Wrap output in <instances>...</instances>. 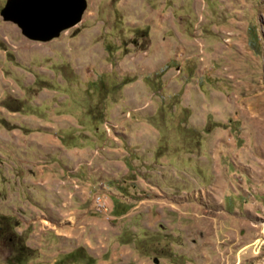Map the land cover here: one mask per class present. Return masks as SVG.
I'll return each instance as SVG.
<instances>
[{"label":"rangeland","instance_id":"374dc122","mask_svg":"<svg viewBox=\"0 0 264 264\" xmlns=\"http://www.w3.org/2000/svg\"><path fill=\"white\" fill-rule=\"evenodd\" d=\"M86 1L0 16V264H264V0Z\"/></svg>","mask_w":264,"mask_h":264},{"label":"water","instance_id":"95a60500","mask_svg":"<svg viewBox=\"0 0 264 264\" xmlns=\"http://www.w3.org/2000/svg\"><path fill=\"white\" fill-rule=\"evenodd\" d=\"M86 0H7L0 11L27 39L47 42L80 23Z\"/></svg>","mask_w":264,"mask_h":264},{"label":"trees","instance_id":"16d2710c","mask_svg":"<svg viewBox=\"0 0 264 264\" xmlns=\"http://www.w3.org/2000/svg\"><path fill=\"white\" fill-rule=\"evenodd\" d=\"M250 44L254 45V41L251 40ZM14 225L11 222L10 218L5 217L4 215H0V238L3 236L10 235ZM18 254L15 259L9 260L8 264H22L23 257L28 255L29 249L26 248L23 244H20L17 248Z\"/></svg>","mask_w":264,"mask_h":264},{"label":"crops","instance_id":"0c3cea01","mask_svg":"<svg viewBox=\"0 0 264 264\" xmlns=\"http://www.w3.org/2000/svg\"><path fill=\"white\" fill-rule=\"evenodd\" d=\"M54 149L55 150H58V153H60V154L61 153L62 154L64 153V156L71 158L74 155L73 153H75V149L77 150V147H75L73 145H67V142L66 141L63 142L61 140L60 143L58 142V145L55 144ZM58 163L55 162V164H58ZM61 173H63V171H61ZM30 174H34V173L33 172H30ZM40 174L43 175V172H40ZM46 180H52V176L48 174V177L46 178ZM41 184H43V183L42 182H39V185H41ZM42 192L48 193V195H53L51 193L50 189L47 186L41 187V191L34 190V192H30V195L32 193L33 195L35 194V196H36V195H40Z\"/></svg>","mask_w":264,"mask_h":264},{"label":"built area","instance_id":"2783aa9c","mask_svg":"<svg viewBox=\"0 0 264 264\" xmlns=\"http://www.w3.org/2000/svg\"><path fill=\"white\" fill-rule=\"evenodd\" d=\"M97 203H98V205H102L103 202H101V198L100 197H98Z\"/></svg>","mask_w":264,"mask_h":264}]
</instances>
